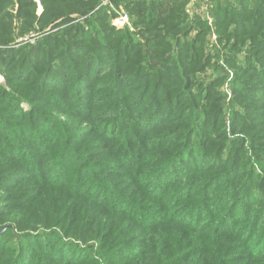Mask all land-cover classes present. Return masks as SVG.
I'll use <instances>...</instances> for the list:
<instances>
[{
  "label": "trees",
  "instance_id": "obj_1",
  "mask_svg": "<svg viewBox=\"0 0 264 264\" xmlns=\"http://www.w3.org/2000/svg\"><path fill=\"white\" fill-rule=\"evenodd\" d=\"M41 1L37 17L34 0H0V264H264V0H112L119 30L103 0ZM26 182L58 195L45 224H66L81 257L22 219ZM132 232L137 249L109 257ZM159 232L177 263L153 253Z\"/></svg>",
  "mask_w": 264,
  "mask_h": 264
},
{
  "label": "rangeland",
  "instance_id": "obj_2",
  "mask_svg": "<svg viewBox=\"0 0 264 264\" xmlns=\"http://www.w3.org/2000/svg\"><path fill=\"white\" fill-rule=\"evenodd\" d=\"M197 0H191V3L189 5V8H191V6L193 5V3H195ZM35 4H36V12H35V15L37 17H39L43 11H44V7H43V4H42V1L41 0H34ZM10 10H9V13H12L13 15L17 14V4L15 2V5L13 7L9 6L8 7ZM203 13H204V10H203ZM207 20L209 21L210 25L212 24V19L209 15H207ZM19 25H20V21L18 19H15V21L13 22V26H11V32L12 34H19L22 29L20 28L19 29ZM113 25V24H112ZM117 29V28H116ZM119 30V29H118ZM37 38L38 37H35L34 35V32L30 33V35L24 37V38H18L17 39V43L19 42H22V41H27L28 43L30 42L31 44L36 42L37 41ZM212 41L213 42H216V35L214 34L213 37H212ZM227 73L229 74V79L226 80V82L223 84V86L220 88L221 92L224 94V96L226 97V100L227 102H229L232 98V90H231V85H230V81L232 80L233 78V73L232 71L230 70H227ZM0 79H3V82H0V84H3L5 81H4V77L0 74ZM24 107L27 108V105L24 104ZM71 108L73 109V111H77V108L76 106L74 105L73 101H72V106ZM225 113H227L226 115V120H225V127H228L230 126V110L227 109L225 111ZM63 123L65 124H62L66 127H72L73 126V123L69 122V120L63 116L61 117H58ZM75 124L77 125L78 124V121L75 120ZM84 124V123H83ZM81 125V123L79 124ZM84 128L86 127H90V125H86L84 126ZM231 138H233L232 136H230ZM230 139V138H228ZM197 157H204L203 155V152L202 150H198L197 151V154H196ZM191 157L190 155H186L180 159V161H187V160H190ZM197 159V158H196ZM210 159V158H209ZM195 166V165H194ZM194 166H193V169H194ZM60 167V166H58ZM187 166L185 164L181 165V166H178V169H179V179L180 180H183V177H186L188 173H191L193 171V169L187 171L186 174H182L183 172H181L183 169L186 170ZM221 172H217V173H212V174H208L210 177H213V176H216V175H221L219 174ZM184 175V176H183ZM215 179H217V177H214ZM25 185H33L31 182H26ZM38 185H33L32 188L30 189V191L27 192V197L25 199V201L23 202L24 204H29L31 205V210L30 212H26V214L22 213V219L23 220H29V221H32V222H36L37 223V229H40L39 232L40 235L42 236V238L45 239V241L48 243V242H51L53 245L52 247L54 248L58 242H61L62 241V238L64 239V242L67 244L65 245L67 247V250L65 251V255L68 254V252L70 251L72 253V255H77L79 257H81V255H83V252L86 251V250H89V248H87L86 246L83 245V241L82 240H79V241H75L71 238H64V233L67 234V231L69 230L68 229V226L66 224H61V225H56L53 223V224H45L46 223V220H47V217H48V214L50 213V207H53L55 206L53 200L55 197L57 196H54V195H46V198L45 200H40L41 199V196H39L40 194L38 192H40V189L37 188ZM236 187L237 186H240V185H235ZM253 191L256 192V189H254ZM58 194L60 195L61 192L58 191ZM24 195V194H23ZM25 196V195H24ZM59 197H62V196H59ZM221 199H223V196H221ZM43 202H47L48 204L44 207H40L41 204ZM259 206H254V209L258 208ZM67 209H73L75 211H78L75 207L73 208L72 205H70L69 207H66ZM264 211V210H262ZM230 213H233L232 211H230L229 213H225L223 215V218L224 217H228L230 215ZM21 220V217H16L14 218V222H18ZM117 220V219H116ZM116 224L118 227H121V228H125L127 227V219L126 218H119L117 221H116ZM168 227V226H167ZM3 229H6V228H3ZM2 229V230H3ZM73 230V233L77 236L80 235L81 231L79 228H77L76 226L72 228ZM242 228H239L238 231L241 232ZM1 231V230H0ZM6 231V230H5ZM13 232L15 234H18V232L16 230H13ZM124 232L122 231L121 229V233ZM2 234V233H0ZM167 235H168V232H167ZM196 233L193 235L195 236ZM40 237V236H39ZM69 237H72V235H70ZM125 240L124 241V244L123 246H121V248H119L118 250L115 249V239H108L107 235H105V239L101 240L104 245L105 244H109L111 247H113V249L115 250H112V251H109L108 252V255L109 257H114L116 255H118V253L120 254H127L129 253L130 251H132V249L136 248L142 243L140 242L141 241V238H139L140 236H137V235H134V233L132 232L131 234H127L125 236H123ZM120 238H118L119 240ZM159 239H164V242L162 244H159L158 243V240ZM237 240V238H234ZM149 242H151V238L148 240ZM155 241H156V249L153 251V253H158V251H160L161 249L164 250L166 249L167 253L169 255H171L169 258H164L160 261H163V262H168V263H177L179 261V255H177L174 251L173 253H171V249L169 250L168 247L170 246L169 245V239L166 238V235L164 233H161L159 232L155 238ZM198 244H200L201 242L198 241L197 242ZM154 244V240L153 242L150 244V245H153ZM163 245V246H162ZM58 251V250H57ZM60 252H57L56 254H58ZM62 253V252H61ZM71 255V256H72ZM70 256V257H71ZM122 257V256H121ZM92 258L95 259L97 261V263L95 264H110V262L108 261V258H98L96 256L95 253L92 252ZM243 258H246V262H243V263H238L236 260L235 261V264H249V255H241V258L240 259H243ZM144 260H146V257H143L142 260H141V264H144ZM260 262V261H259ZM259 262H256V264H260ZM251 264L253 263L250 262ZM145 264H151L150 261H147Z\"/></svg>",
  "mask_w": 264,
  "mask_h": 264
},
{
  "label": "built area",
  "instance_id": "obj_3",
  "mask_svg": "<svg viewBox=\"0 0 264 264\" xmlns=\"http://www.w3.org/2000/svg\"><path fill=\"white\" fill-rule=\"evenodd\" d=\"M102 5L110 6L112 9H114L117 12V17L112 20L113 26H115L118 29H123L125 27L131 28V22L130 17L125 12H120L116 10V8L113 6L112 0H103ZM0 82H3V79H0Z\"/></svg>",
  "mask_w": 264,
  "mask_h": 264
},
{
  "label": "water",
  "instance_id": "obj_4",
  "mask_svg": "<svg viewBox=\"0 0 264 264\" xmlns=\"http://www.w3.org/2000/svg\"><path fill=\"white\" fill-rule=\"evenodd\" d=\"M5 230H6V229L1 230L0 233H3Z\"/></svg>",
  "mask_w": 264,
  "mask_h": 264
}]
</instances>
